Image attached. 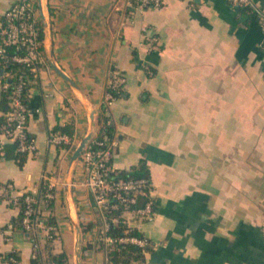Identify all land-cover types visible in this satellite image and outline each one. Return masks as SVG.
I'll list each match as a JSON object with an SVG mask.
<instances>
[{"label": "crops", "instance_id": "0c3cea01", "mask_svg": "<svg viewBox=\"0 0 264 264\" xmlns=\"http://www.w3.org/2000/svg\"><path fill=\"white\" fill-rule=\"evenodd\" d=\"M12 1L0 0V23ZM162 2L45 0L43 62L27 91L36 152L19 166L14 144L0 136V254L14 252L19 264L33 254L41 264L61 254L65 264H106L103 220L80 158L72 161L104 115L118 139L113 169L143 160L152 183V219L127 215V227L151 242L132 264H264V0H251L250 17L228 0ZM143 26L158 50L143 43ZM111 70L126 81L103 111ZM68 124L71 143L50 144ZM25 191L37 192L38 215L55 226L36 247L27 232L5 230L20 212L12 198Z\"/></svg>", "mask_w": 264, "mask_h": 264}, {"label": "built area", "instance_id": "2783aa9c", "mask_svg": "<svg viewBox=\"0 0 264 264\" xmlns=\"http://www.w3.org/2000/svg\"><path fill=\"white\" fill-rule=\"evenodd\" d=\"M235 6L249 5L251 0H228ZM129 6L136 4L141 8H155L162 5V0H125ZM36 4V5H35ZM38 0H13L4 11L0 23V61L5 67L8 63H18L27 68L34 76L43 62V56L38 47L37 35L39 24L42 22L37 7ZM261 29L264 33V16L260 17ZM143 43L149 51L158 50L156 35L148 26L141 28ZM144 69L148 75L153 71L148 64ZM8 72L0 74V81L8 76ZM125 75L116 70H111L107 81L102 106L107 111L111 103L117 99L114 92L123 90ZM27 80L21 73L13 89L10 109L4 114L5 119L0 123V136L15 143V151L18 155H32L36 152L35 138L28 132V109L23 100V92ZM4 87L7 84H3ZM107 124H112L108 119ZM91 136L85 143L80 154V160L85 172L83 184L92 194L93 202L102 220L103 229L100 232L101 240L106 249L114 242V239L106 235L110 223L122 221L128 225L127 215L133 217V221L151 220L153 217L154 200L151 195L152 183L149 177L128 179H110L113 169L111 161L118 144V139L113 132L104 135L101 139ZM48 142L55 145H67L71 143V137L66 133H52ZM4 157L3 140H0V158ZM3 190H11V184L2 187ZM43 198L48 201L51 192L47 187L43 188ZM37 192L25 191L12 198V203L22 207V217L18 223L19 229L30 235L33 246H37V239L41 232H45L47 240L54 237L55 226L45 224L37 212ZM22 197V200L19 199ZM140 198L144 199L142 206H138ZM17 229L11 222L6 225V232ZM9 236L6 237L8 239ZM120 242H131L138 245L143 252L150 249L151 242L145 237H123ZM107 252V251H106ZM36 254H33V258ZM0 264H19V260L10 255L6 257L0 254Z\"/></svg>", "mask_w": 264, "mask_h": 264}, {"label": "trees", "instance_id": "16d2710c", "mask_svg": "<svg viewBox=\"0 0 264 264\" xmlns=\"http://www.w3.org/2000/svg\"><path fill=\"white\" fill-rule=\"evenodd\" d=\"M241 15H246V17H250V14L252 12V8L249 5L243 6L240 8ZM43 40H44V28L42 22L39 24V31L37 35V42L39 50H43ZM0 70L1 73L8 72L9 75L6 76L2 80V90L0 93V109L2 111V114L0 115V123L4 122L5 116L4 114L10 109V100L11 95L13 92V89L15 88L18 75L23 74L25 79L27 80V83L24 88L23 92V100L27 105V91L29 88V82L32 79V73H30L27 68L22 66L18 63H8L5 67H3V63L0 61ZM0 73V74H1ZM3 84H7L6 87L3 86ZM116 98H119L123 96V90L120 92H114L113 93ZM103 111L104 107H103ZM109 118L104 115H100L98 117V131L96 133L97 139H101L104 135H111L113 130L112 124H107V120ZM61 131L68 134L70 137L72 136L73 129L72 125L68 124L61 128ZM13 143V142H12ZM14 148H15V143ZM26 155H15V159L19 166L23 164L25 161ZM149 177L148 168L146 166V163L141 160L139 164L135 167H132L128 171H115L110 174L109 178L113 180L117 179H128V178H138V177ZM20 200H22V197H19ZM144 199L140 198L138 201V206L143 205ZM20 212L16 219L12 220L11 223L15 224L17 228L19 229V221L22 217V207L19 206ZM39 216V215H38ZM40 217V216H39ZM41 218V217H40ZM42 219V218H41ZM45 224L49 225L52 224V221L50 219H42ZM106 235L112 239H114V242L110 244L107 250V261L106 264H132L133 262L142 261L144 259V252L141 250V248L136 245L135 243L131 242H120L118 241L119 238L123 237H143V235L137 231L136 229H129L122 221H119L117 223H110L108 226V229L106 231ZM150 249H147V251ZM10 255H14L18 260V256L14 252H10L6 254L5 256L8 257ZM51 261H53L56 264H65V256L64 255H58V256H52ZM31 264H41L38 260V256L36 255L34 258L31 259Z\"/></svg>", "mask_w": 264, "mask_h": 264}, {"label": "water", "instance_id": "95a60500", "mask_svg": "<svg viewBox=\"0 0 264 264\" xmlns=\"http://www.w3.org/2000/svg\"><path fill=\"white\" fill-rule=\"evenodd\" d=\"M38 6H39V9H40V13H41V18H42V21H43V24L46 25L47 21H46V8H45V0H38ZM56 69V68H55ZM56 71L64 78L66 79L67 81H69V79L63 75L58 69H56ZM0 73H1V70H0ZM91 137V135H87L86 137H84L81 142L79 143V145L76 147V149L74 150L73 154H72V161L73 160H76L80 157V154L83 150V147L86 143V141Z\"/></svg>", "mask_w": 264, "mask_h": 264}]
</instances>
